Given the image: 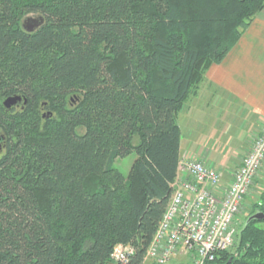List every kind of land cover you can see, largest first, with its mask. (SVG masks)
Masks as SVG:
<instances>
[{"label":"trees","instance_id":"obj_1","mask_svg":"<svg viewBox=\"0 0 264 264\" xmlns=\"http://www.w3.org/2000/svg\"><path fill=\"white\" fill-rule=\"evenodd\" d=\"M264 0H0V264H144L174 193L178 116ZM36 14L34 30L24 19ZM20 100L7 107L6 99ZM137 157L129 175L115 166ZM264 194L232 251L264 264Z\"/></svg>","mask_w":264,"mask_h":264},{"label":"built area","instance_id":"obj_2","mask_svg":"<svg viewBox=\"0 0 264 264\" xmlns=\"http://www.w3.org/2000/svg\"><path fill=\"white\" fill-rule=\"evenodd\" d=\"M263 163L264 129L230 184L202 160H181L174 193L144 264H169L178 254L191 264H213L218 252L231 249L240 232L236 216ZM131 253L130 245L120 244L112 259L126 264Z\"/></svg>","mask_w":264,"mask_h":264},{"label":"crops","instance_id":"obj_3","mask_svg":"<svg viewBox=\"0 0 264 264\" xmlns=\"http://www.w3.org/2000/svg\"><path fill=\"white\" fill-rule=\"evenodd\" d=\"M199 91L201 97H191L194 100L192 105L188 101L179 113V116L183 113V127L179 124L180 161L198 158L208 161L220 172L227 173V168L222 163L231 161L232 167L237 164L238 168L241 157L251 149L250 139L255 141L264 126V9L244 31L224 60L208 68ZM210 106L216 108L211 112ZM234 107L243 108L241 120H232L229 117ZM222 114L228 116L223 118ZM238 121L241 123L240 135H227V130H233V127L239 129L234 124ZM219 122L227 124L220 126V129L225 130L224 136H228L224 143L211 141V131L219 128L216 126ZM224 136L219 134L217 137ZM231 150L234 153L239 152L238 155L231 158ZM263 173L264 170L262 176L255 178V184L251 188L254 193H250L252 197L261 188L264 189ZM230 180V177L225 178L224 183L228 184Z\"/></svg>","mask_w":264,"mask_h":264},{"label":"rangeland","instance_id":"obj_4","mask_svg":"<svg viewBox=\"0 0 264 264\" xmlns=\"http://www.w3.org/2000/svg\"><path fill=\"white\" fill-rule=\"evenodd\" d=\"M37 18H39V15H36V14H30V15H28L25 19H24V27L25 28H27V29H30V28H32L33 26H35L36 24H37V21H35V20H37ZM201 92L199 91L198 92V94L197 95H194V96H196V97H201ZM194 96H192V97H194ZM189 101V104H191V103H193L194 102V100H193V98H190V100H188ZM187 101V102H188ZM196 101V100H195ZM200 101V100H199ZM186 105V104H185ZM192 105V104H191ZM216 107H213V106H210V111L212 112L213 110L212 109H215ZM243 111V108H239L238 109V107H234V109L232 110V113H231V115H229V117L230 118H232V120L234 119H237V118H239L240 120H241V112ZM183 113H181L180 114V116L178 117V123L180 124V126H182L183 127ZM222 116H223V118H225L226 116H228V115H226V114H222ZM229 119V118H228ZM243 119V118H242ZM227 123H229L228 121H227ZM239 121L237 122V123H234L235 125H238L239 126V129H235V127H233L232 129L233 130H227V132H229V133H227V135H229V134H239L240 135V131H242V130H240V127H241V123H239ZM225 125H227L226 123H222V122H219V123H216V126L217 127H219L218 129H213L212 131H211V137H212V140L211 141H216V140H218V141H220L221 143H224V141H225V139H227L228 138V136H224V131L225 130H223V129H220V126H225ZM263 129H264V126L262 127V131H263ZM262 133V132H261ZM261 133H260V135H261ZM219 134H221V135H223L224 137L222 138H219V137H217V136H219ZM260 135H258L257 137H256V139H255V141L254 140H252L253 138H251L250 139V143L251 144H249V146H251V149L249 150V152H247L245 155H243L241 158L243 159L246 155H248L250 152H251V150H252V148H253V146H254V144H255V142L257 141V139L260 137ZM242 136V135H241ZM220 142H219V144H220ZM238 150V149H237ZM4 150H0V153L1 152H3ZM242 152V151H241ZM238 153L239 152H235L234 153V151H232L231 150V152L229 153L230 155V157L232 158L233 156H235V155H238ZM0 156H1V154H0ZM228 156V157H229ZM136 157H137V155H136V153L134 152V153H132V154H130V155H128L127 157H124V158H119V159H117L116 160V162H115V166L117 167V168H119L123 173H124V175L125 176H128L129 175V172H130V169H131V166H132V164H133V162L135 161V159H136ZM230 158V159H231ZM190 159V158H189ZM192 159H198V158H192ZM242 159H241V161H242ZM202 161H204V160H202ZM204 163L209 167V168H214L215 169V171L216 172H220V170L218 169V168H215L214 166H212V165H210V163L208 162V161H204ZM236 163H237V161H236ZM226 168H227V173H222V172H220V174H221V177H222V181H223V183L225 182L224 180H225V178L227 179V178H231V180H230V182L228 183V184H230L231 183V181H232V175L235 173V171L237 170V168H236V165L237 164H235V166H233L232 167V162L231 161H229V162H223L222 163ZM240 164H241V162H240ZM240 164H239V166H240ZM238 166V167H239ZM217 167V166H216ZM263 170H264V163H263V165H262V167L259 169V171L257 172V175L255 176V178H258V177H260V176H262L261 174H262V172H263ZM255 178H254V180H253V184L252 185H254L255 184ZM263 178H264V173H263ZM263 181H264V179H263ZM226 184V183H225ZM252 185H251V188H252ZM250 188V191H249V193H248V195L246 196V199H245V201H244V203L242 204V206H241V208H240V211H239V213L237 214V216H236V222H237V227H238V229H237V231H240L241 230V228H242V226H243V224L245 223V221H246V218L248 217V215H250L251 214V212L253 211V209H254V205H255V203H259L260 201H261V196H262V194H264V189H262L261 188V190L255 195V197H252L251 195H250V193H254V190H252ZM263 188H264V184H263ZM260 197V198H259ZM261 226L264 228V222L263 223H261ZM240 233V232H239ZM238 242H239V236H237V238H236V240H235V244H234V246L231 248V249H229V250H227V251H232L235 247H236V245L238 244ZM169 264H191V262L189 261V259H188V257L187 256H185V255H183V254H178V255H176L172 260H171V262L169 263Z\"/></svg>","mask_w":264,"mask_h":264},{"label":"water","instance_id":"obj_5","mask_svg":"<svg viewBox=\"0 0 264 264\" xmlns=\"http://www.w3.org/2000/svg\"><path fill=\"white\" fill-rule=\"evenodd\" d=\"M37 24L35 26H33L32 28L28 29V30H34L35 28H37L42 22H43V19L41 17L37 18ZM20 100V97L19 96H14V97H10L8 99L5 100L4 104L7 106V107H11L12 105H14L17 101ZM1 138V136H0ZM0 148H1V144H0ZM264 218V213L262 212H256L254 213L253 215H251L249 218H248V221L252 220V219H263Z\"/></svg>","mask_w":264,"mask_h":264}]
</instances>
